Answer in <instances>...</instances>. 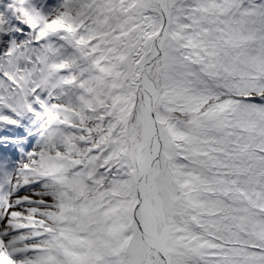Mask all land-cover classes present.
I'll use <instances>...</instances> for the list:
<instances>
[{"label":"snow or ice","instance_id":"snow-or-ice-1","mask_svg":"<svg viewBox=\"0 0 264 264\" xmlns=\"http://www.w3.org/2000/svg\"><path fill=\"white\" fill-rule=\"evenodd\" d=\"M0 264H264V0H0Z\"/></svg>","mask_w":264,"mask_h":264}]
</instances>
